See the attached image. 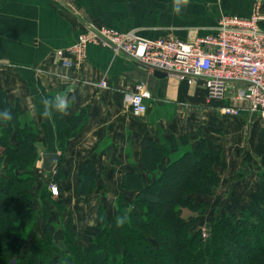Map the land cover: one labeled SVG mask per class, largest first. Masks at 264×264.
I'll list each match as a JSON object with an SVG mask.
<instances>
[{
	"label": "crops",
	"instance_id": "obj_1",
	"mask_svg": "<svg viewBox=\"0 0 264 264\" xmlns=\"http://www.w3.org/2000/svg\"><path fill=\"white\" fill-rule=\"evenodd\" d=\"M257 3L264 17V0H0V88L10 104L20 105L21 121L34 124L40 155L61 157L64 178L57 183L58 195L76 194L79 172L86 163L91 165L94 185L118 188V195L128 172L140 173L147 183L149 174L140 163L142 148L183 135L191 144L203 137L209 147L221 148L227 168L219 187H231L238 195L236 201L246 198L255 187L256 174L264 172L263 114L222 115L216 106L207 105L201 80L190 82L168 74L157 78L110 48L88 45L79 69L62 66L56 52L71 46L85 23L121 32L135 30L146 39L172 34L186 40L214 33L221 15L249 17ZM260 24L264 29V20ZM103 78L107 88L99 86ZM137 84L150 93L147 111L140 116L132 113L127 101ZM233 88L231 84L227 95ZM47 94H66L72 101L65 118L86 110V125L66 141L63 150L58 148L52 119L40 115ZM246 123L258 133L257 149L251 137H240L238 129ZM228 133H235L230 143ZM37 166L43 169V161ZM112 192L107 189L102 195ZM91 195L98 201L102 197Z\"/></svg>",
	"mask_w": 264,
	"mask_h": 264
},
{
	"label": "trees",
	"instance_id": "obj_2",
	"mask_svg": "<svg viewBox=\"0 0 264 264\" xmlns=\"http://www.w3.org/2000/svg\"><path fill=\"white\" fill-rule=\"evenodd\" d=\"M4 109L11 111L13 119L0 121V167L7 162L0 179V264H264V172L256 174L248 205L238 214L211 220L204 239L196 228L207 210L203 197H210L219 186L227 163L221 148L209 147L203 137L191 144L183 135L142 148L140 163L149 174L147 183L140 173L124 175L121 189H135V202L128 207L124 194H119L117 212L101 218L90 244L77 243L68 217L61 231L64 249L54 243L46 226L41 236L31 239L29 250L21 252L29 228L26 223L35 215L32 192L39 158L37 133L31 122L21 121L20 105L10 104L0 88V110ZM51 118L61 150L87 123L86 110L70 118L53 112ZM261 141L264 145V129ZM165 159L169 161L163 165ZM60 162L61 157L54 174L56 184L63 174ZM93 179L91 165L84 164L76 192L90 191ZM169 182L173 191L168 189ZM184 207L189 215L183 216ZM47 209L44 207L46 218Z\"/></svg>",
	"mask_w": 264,
	"mask_h": 264
},
{
	"label": "built area",
	"instance_id": "obj_3",
	"mask_svg": "<svg viewBox=\"0 0 264 264\" xmlns=\"http://www.w3.org/2000/svg\"><path fill=\"white\" fill-rule=\"evenodd\" d=\"M264 20L257 3L249 17L221 15L215 32L181 40L172 34L153 39L142 38L135 30L121 32L107 26L85 23L76 41L58 50L62 66L79 69L89 44L109 47L114 54L125 53L145 70H159L179 80H201L208 104L223 100L229 86H236L237 106H222V115L240 116L244 111L264 115ZM99 86L107 88L105 78ZM150 93L137 84L127 101L132 113L147 111ZM245 103V105H244ZM57 194L55 187L51 188Z\"/></svg>",
	"mask_w": 264,
	"mask_h": 264
},
{
	"label": "rangeland",
	"instance_id": "obj_4",
	"mask_svg": "<svg viewBox=\"0 0 264 264\" xmlns=\"http://www.w3.org/2000/svg\"><path fill=\"white\" fill-rule=\"evenodd\" d=\"M89 45H94V44H89ZM97 46L105 47L102 45H97ZM106 48H109V47H106ZM85 58H86V50H85ZM235 91H236V86H234L233 92L230 95H227L228 93V90H227L226 96L223 100H221V102L214 101L213 103L207 104V105L216 106L217 111H218V108L222 106H234L233 104L237 102L233 99V95ZM219 117L222 118V116L218 115V118ZM52 123L54 125L53 121ZM1 126L2 125H0V127ZM238 130L242 132V134H240V137L241 136H244L245 138L251 137V139L250 138L249 139L251 140L252 147L254 149L258 148V145H257V142L259 141V138L257 137L258 133H255V132L252 133V126L250 124L246 123L245 125L240 126ZM77 134H75L74 136H76ZM14 135L15 134H13L12 136V142H15ZM179 136L180 135L175 136V137L179 138ZM234 137H235V133L234 134L228 133L226 135L227 142L228 143L232 142ZM35 143H36V147L38 148V153H39L38 141L36 140ZM225 148H227V146L224 147V150ZM228 149L231 150V147H229ZM258 157L257 159L260 160V158ZM39 161H42V155H40V153H39L38 160L35 161L36 180H35V184H34L33 192H32L34 194L33 208H34L35 215H34V218L28 220L26 223L27 227L29 228L26 232V238L22 245L21 252L24 253L29 250V246H30L29 244L31 242V239L36 236H41L46 226H49L48 229L51 231L54 243L57 246H59L61 249H64L65 247H64L61 231L63 229L62 226H64L65 222L69 220L68 217H70L73 222V229L76 233L75 240L77 241V243H79L80 245L90 244L95 236V233H96L95 229L97 225L99 224L101 218L102 217L107 218L109 215L117 212L118 210L117 201L119 197L118 188H105L101 186H98L97 188L95 185H93V188H91L90 191L84 194H79L78 192H76V194L75 193L71 194L69 191H67V195L65 194L66 192L64 193L66 195V197L64 198L62 195H58L60 194L59 192H60L61 186L55 183L56 176L54 174L56 172V169H53L51 172H44L42 167L38 168L37 166ZM6 168H7V162H4L3 165L0 167V173L2 174V176L5 174ZM226 168H227V165H226ZM63 175L64 173L62 175L60 174L58 175L57 177L58 181L64 178ZM173 178L177 179L176 175L174 176L171 175V179ZM165 179H168V178H165ZM0 183H1V180H0ZM94 183H95V179H93V184ZM52 187L56 188L57 194L52 193V190H51ZM218 187L214 189L215 192L213 191V194L210 197H203V199L207 203V210L201 217H199V222L196 228L198 227V229H200V231L202 232V237L204 239L208 235L207 234L208 233L207 224L211 220L217 219L223 214H228V213L238 214L249 203L248 202L249 194L243 200L236 201V199H238L237 198L238 195L236 196V194H232L233 191L231 187H226V188L224 187L218 188ZM107 189L113 190L112 192L113 195L111 194L108 196H103L102 194H104L107 191ZM168 189L170 191L174 190V187L171 182L168 183ZM48 192H50V195L48 194ZM96 193H100V195L102 196L99 198V201L97 199L96 200L92 199L93 196L91 194H96ZM68 194H71V195H68ZM120 194H124L125 199H123V201L124 203L128 205V207H130V204H133L135 202L137 191H135V189H128V190L123 189L120 192ZM62 198L65 201L62 200ZM67 198H69V200H67ZM168 198H171V196H168ZM59 204L61 205L59 206ZM61 206H62V209H61ZM44 207L48 208L47 218L44 215ZM164 207L166 206L165 205L162 206V208ZM126 209L129 210V208H126ZM182 214L183 216H186V215H189L190 212L187 210L186 207H184L182 208Z\"/></svg>",
	"mask_w": 264,
	"mask_h": 264
},
{
	"label": "clouds",
	"instance_id": "obj_5",
	"mask_svg": "<svg viewBox=\"0 0 264 264\" xmlns=\"http://www.w3.org/2000/svg\"><path fill=\"white\" fill-rule=\"evenodd\" d=\"M187 3V0H184ZM66 64L65 67H69ZM72 101L69 100L66 94H58L52 99L45 98L42 100L43 111L40 115L44 118H51L53 112H58L61 115H68V110ZM35 115V112L33 113ZM13 119V114L9 109L0 110V121L8 122Z\"/></svg>",
	"mask_w": 264,
	"mask_h": 264
},
{
	"label": "water",
	"instance_id": "obj_6",
	"mask_svg": "<svg viewBox=\"0 0 264 264\" xmlns=\"http://www.w3.org/2000/svg\"><path fill=\"white\" fill-rule=\"evenodd\" d=\"M153 75L156 76L157 78H164L167 76L165 72H161L159 70L153 71ZM58 160V155L54 153H47L42 155V161H43V170L45 172H51Z\"/></svg>",
	"mask_w": 264,
	"mask_h": 264
}]
</instances>
